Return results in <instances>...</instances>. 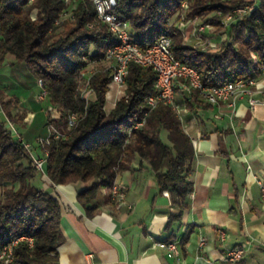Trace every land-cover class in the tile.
Masks as SVG:
<instances>
[{
	"label": "trees",
	"instance_id": "16d2710c",
	"mask_svg": "<svg viewBox=\"0 0 264 264\" xmlns=\"http://www.w3.org/2000/svg\"><path fill=\"white\" fill-rule=\"evenodd\" d=\"M183 2L188 9L182 19ZM245 5L253 6L252 11L225 26L224 18ZM113 13L128 24L130 36L143 49L168 36L175 58L196 69L204 85L220 87L254 78L264 65V0H116ZM193 19H204L203 25H209L195 34L198 43L225 35L219 48L185 43L178 23ZM115 43L89 0H0V66L7 56L24 63L59 112L58 120L47 115L45 123H53L62 135L51 137L44 147L47 183L91 182L77 192L76 200L92 217L100 206L115 202L110 190L116 178L138 159L153 173L158 193L167 191L180 209L169 215L165 228L169 230L171 222L180 219L192 191L189 174L194 150L171 107L158 104L144 117L146 98L156 94L155 73L129 64L125 95L109 112L104 106L111 70L99 69L91 77L92 101L82 99L79 92L81 71L89 61H102ZM176 93L190 112L205 107L195 91L187 94L176 88ZM17 104V99L0 103V251L15 238L28 237L31 245L20 240L13 247L11 264H59L58 249L65 242L62 207L35 185L41 174L11 132L10 127L21 121L12 113ZM73 114L77 120L68 126ZM188 235L189 231L181 245Z\"/></svg>",
	"mask_w": 264,
	"mask_h": 264
},
{
	"label": "crops",
	"instance_id": "0c3cea01",
	"mask_svg": "<svg viewBox=\"0 0 264 264\" xmlns=\"http://www.w3.org/2000/svg\"><path fill=\"white\" fill-rule=\"evenodd\" d=\"M183 30L189 37V27ZM208 42L211 46V40ZM24 90L20 94L6 90L5 98L18 100L12 113L22 117L10 129H17L25 142L34 143L33 151L42 157L35 141L46 133L38 124L45 125L47 114L36 112L35 102L44 99L37 96L33 102L31 93ZM256 96L264 101V96ZM26 99L28 104L22 101ZM203 106L197 113L186 108L182 116L194 150L189 174L192 191L180 219L171 222L169 230L165 229L169 215L180 209L171 203L169 194L158 193L153 173L140 166L138 159L114 183L123 187L126 204L105 203L92 217L76 200L77 192L91 182L52 186L45 175L38 176L35 185L62 207L65 242L58 249L59 264H228L225 254L237 246H244L245 253L235 264H264V199L260 192L264 185V104L250 107L242 97L234 109L225 104ZM219 231L228 235L224 242ZM169 235L179 247V255L171 259L158 246ZM200 237L206 239L202 248L198 247Z\"/></svg>",
	"mask_w": 264,
	"mask_h": 264
},
{
	"label": "built area",
	"instance_id": "2783aa9c",
	"mask_svg": "<svg viewBox=\"0 0 264 264\" xmlns=\"http://www.w3.org/2000/svg\"><path fill=\"white\" fill-rule=\"evenodd\" d=\"M64 1L65 3H70L74 0ZM89 1L95 8L97 19L108 26L110 32L116 39V43L106 50L103 59L108 64L106 69L111 70V82L108 84V91L106 92V103L111 104L112 108L115 106L116 102L125 95V78L127 76L128 66L131 63L141 67L151 68L156 76V94L146 98L144 117H146L158 104H163L171 107L178 118L182 120L183 113L186 111V106L182 101L178 102L179 94L176 93V88L178 91L187 94L195 91L203 103L211 106L225 104L231 109H234L236 101L242 97H246L250 107L264 104V101L256 96V94L264 96V85L261 83L264 82V65L260 67L258 75L254 78L238 79L220 87L204 85L196 69L181 63L175 58L171 49V39L168 36H160L154 44L143 49L130 36L128 24L118 20L114 15L113 10L116 6V0ZM181 7L187 10L188 4L183 2ZM252 9L253 6L251 5H245L235 9L231 14L226 16L223 22L224 25L227 26L237 17L247 15ZM206 28H209V25L198 24L195 28L193 27L195 33H201ZM93 74V71L86 74L84 69L80 73V79L85 80L84 87L79 91L81 92L80 95L82 99L86 100L87 96L93 93L90 86V80ZM259 78L260 80H258ZM38 86L41 87V82H38ZM113 89L115 90L114 95L111 93ZM45 96L46 93L43 91L38 96V99L43 100ZM108 100H112V102H108ZM47 115L52 121L58 120V109L51 105L47 111ZM76 120L77 116L74 114L71 115L69 117L68 126H72ZM142 123L143 121L136 124L134 128L142 125ZM46 127L48 129L47 137H39L35 141V145L42 151V157L35 154L33 151L34 145L25 142L21 137L17 136L16 133H12L31 154L33 166L41 175H45L44 168L48 155L44 148L45 145L49 143L51 137L58 139L62 136L53 123L47 124ZM260 192L262 199H264V185L260 186ZM110 194L116 203L126 204V194L122 186L114 184L110 190ZM163 194L168 196L167 191H164ZM127 207L131 209L130 205H127ZM218 235L221 242H224L228 237L223 231H219ZM20 240H26L29 245L32 243V239L28 237L13 239L0 251V264H11L13 247ZM205 243L206 239L200 237L198 240V247L202 248ZM158 246L166 251L167 257L170 259L179 255V247L174 241L160 242ZM244 253V246H237L227 250L224 259L228 264H235L241 261Z\"/></svg>",
	"mask_w": 264,
	"mask_h": 264
},
{
	"label": "rangeland",
	"instance_id": "374dc122",
	"mask_svg": "<svg viewBox=\"0 0 264 264\" xmlns=\"http://www.w3.org/2000/svg\"><path fill=\"white\" fill-rule=\"evenodd\" d=\"M246 1H252V0H246ZM187 3V2H186ZM72 5V4H70ZM68 6V9L70 10V7L71 6ZM183 16H182V19L185 18V15H186V11L185 9H183ZM69 15V12L67 15H65L64 17H67ZM226 18V17H225ZM224 18V20H225ZM223 20V22H224ZM203 21L204 19H193V20H186L184 22H179L178 23V26L184 28V27H189V37L186 36V33H185V43L186 44H194V43H198V40H195L196 36H195V32H194V29L193 27L195 28V26H197L198 24H203ZM229 25V24H228ZM212 29V28H210ZM209 29V30H210ZM184 31V30H183ZM222 36V40L221 38L219 37L218 39H208L207 41L205 42H199L198 44L201 45V47H209L210 49L212 50H216L217 48H219L220 46V43L225 40V35H221ZM224 37V38H223ZM211 40V43L212 45L210 46L208 43V41ZM214 41V42H213ZM107 62L105 60H102V61H89L87 66L85 67L84 69V72L89 73V72H100L99 69L103 70V69H106L107 67ZM79 82H78V88H79V91L81 88L84 87L85 85V80H82L80 79L79 77ZM26 89L24 91H27L30 92V97L32 98V100L34 99L35 101H37L36 97L39 96L43 90L41 89V87L38 86L37 84V81L33 78V76L28 72L27 68H26V65L24 63H16L13 59L12 56H7L3 62V64L0 66V103L2 101H7L9 99H14V97H11V98H5L8 94V92L6 91L8 89V91H12L14 94H20L21 93V90L23 91V89ZM81 94V92H80ZM6 95V96H5ZM94 92L91 94V95H88L87 96V102H90L94 99ZM106 97V95H105ZM33 100V102H35ZM24 102V104H28L29 101L28 99L26 100H22ZM105 101H107V99L105 98ZM180 101V98L178 97V102ZM108 102H112V100H108ZM35 104L37 105V108H36V112L38 113H42L45 115L47 114V111L49 109V107H51L50 103H49V100H48V97L45 96L44 100L41 101V102H35ZM109 104H107L105 102V111L106 112H109L111 110V107H108ZM2 115V120L5 121V117ZM15 118H17V115L15 116ZM22 118V117H21ZM45 119V118H44ZM17 124V123H16ZM39 125H42V130L44 131L43 133L44 136L43 137H47L48 135V129L47 127L44 125V123L42 124H38ZM44 125V126H43ZM12 133H16L17 136L20 137V135L18 134V131L17 129L14 130L12 129L11 130ZM34 143H32L33 145ZM151 174V179L153 180V175L152 173L150 172Z\"/></svg>",
	"mask_w": 264,
	"mask_h": 264
}]
</instances>
